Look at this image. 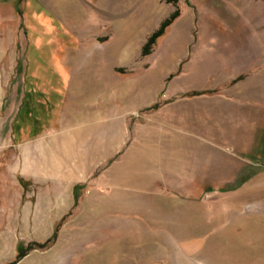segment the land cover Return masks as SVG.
Here are the masks:
<instances>
[{
	"label": "rangeland",
	"instance_id": "1",
	"mask_svg": "<svg viewBox=\"0 0 264 264\" xmlns=\"http://www.w3.org/2000/svg\"><path fill=\"white\" fill-rule=\"evenodd\" d=\"M107 1L0 0V264H264V0H117L113 19ZM29 74L55 87L102 80L110 98L87 102L93 125L70 124L66 103L63 125L29 142L14 132ZM46 112L36 106L32 137ZM108 120L112 173L97 166ZM65 137L78 145L70 170L84 152L95 171L45 227L33 219L44 214L24 212L40 190L23 179L27 154L49 157L45 146ZM104 174L116 188L96 184Z\"/></svg>",
	"mask_w": 264,
	"mask_h": 264
},
{
	"label": "crops",
	"instance_id": "2",
	"mask_svg": "<svg viewBox=\"0 0 264 264\" xmlns=\"http://www.w3.org/2000/svg\"><path fill=\"white\" fill-rule=\"evenodd\" d=\"M47 5H50L46 2ZM127 5V3H125ZM70 8L72 3L67 4ZM51 6V5H50ZM52 9V8H51ZM69 10V9H68ZM73 10L74 9H70ZM101 11L103 14L108 15L109 19L116 18L117 15V0H108L105 2L103 6H101ZM68 13V12H67ZM69 14V13H68ZM73 13H71L72 15ZM70 15V16H71ZM122 15H124V19H127V8L122 10ZM62 19H64V14L60 15ZM69 16V15H68ZM68 18V17H67ZM61 47L56 50L57 52H61ZM63 48V47H62ZM36 74L35 76H37ZM33 77L29 74L24 83V98L23 103L18 109V114L14 122V126L16 127L14 132H18L25 136L26 141H33L34 139L44 136L50 132L57 130L58 127L63 125L64 115L63 110L66 106L71 109V117L69 123L72 125H80L88 123V125H93L95 119L92 116L86 117L82 111H86L87 102L90 103L91 99H94V95L99 92L100 94H104V98H110V87L105 85V82L102 80H93V83H89V79L78 78L74 82L70 83L67 80L61 79L60 87H55L50 83V80H40L33 81L36 77ZM42 78H45L44 75H41ZM41 78V79H42ZM54 91L60 94V97L53 100L51 97V92ZM71 103L69 104L68 102ZM69 104V105H68ZM36 106L41 108L43 112H46L47 118L49 119L46 122L47 125H44L43 131L35 135L31 136V132L33 130V125L31 124V119L33 117H37ZM35 111H32L33 109ZM58 112V113H57ZM36 115V116H35ZM106 116V114L104 115ZM108 118V116H106ZM41 118V117H40ZM46 126V127H45ZM105 132L107 134L106 142L98 148L102 149L99 152V156L102 157V160H99L97 166L108 165V170L112 173L116 162V122H112L108 120V123L104 125ZM29 134L30 137H26ZM84 147V145H82ZM82 147V148H83ZM51 148V149H49ZM78 145L77 142L71 140L68 137L61 138L58 140H53L50 145L45 146V150L50 153L49 157H43L39 150L38 152L33 148H30L28 152V178H23L25 181H28L30 185H33L40 190H37L32 193L34 198V203L31 202L33 207L29 210H24V212H33L35 214H44L43 217L34 216V221L45 222V227H54V223L59 221L65 213H68L75 205H76V193L79 195L84 191V185L91 179V175L93 176V172L95 169L91 168V162H86L84 157V152L81 157L74 166L70 170V159L77 157ZM60 155V156H59ZM88 154V159H89ZM72 156V157H71ZM79 156V154H78ZM88 166V168H87ZM63 170H67L66 173H63ZM91 170L89 176H85V172ZM83 172L82 175L76 176L77 172ZM106 174L96 179V184L98 186L101 185L102 181L106 180ZM22 177V175H21ZM106 183L108 187L116 188V178L107 177ZM104 186V185H103ZM82 187V188H79ZM77 188V189H76ZM77 190V191H76ZM10 215H6L3 222L6 220L8 222H13L15 220L14 211H8ZM43 218V220H42ZM19 220V219H18ZM37 226V225H36ZM39 226V225H38Z\"/></svg>",
	"mask_w": 264,
	"mask_h": 264
},
{
	"label": "trees",
	"instance_id": "3",
	"mask_svg": "<svg viewBox=\"0 0 264 264\" xmlns=\"http://www.w3.org/2000/svg\"><path fill=\"white\" fill-rule=\"evenodd\" d=\"M179 15H180L179 12H175L174 14H172L167 20H165L162 23V25L159 28V30L157 32H155L149 38V40L147 41L146 45L142 49V55L144 57L147 56V55H149L151 53V49L155 45V43L157 42V40L159 38H161L165 34L166 29L172 25V23L179 17ZM201 94H204V93H194V94H191V95H188V96H197V95H201ZM159 107L160 106L158 104H156V105H154L151 108L146 109V110L155 111V110L159 109ZM79 188H82V187H79ZM75 198H76V201L79 199V195L77 193L75 195ZM56 238H57V231L54 232L52 238L48 241V243L54 242L56 240ZM40 247L44 248L45 246L44 245H41ZM31 249H33V247H31L29 250H31ZM23 253L24 252H21L22 256L24 255Z\"/></svg>",
	"mask_w": 264,
	"mask_h": 264
},
{
	"label": "bare ground",
	"instance_id": "4",
	"mask_svg": "<svg viewBox=\"0 0 264 264\" xmlns=\"http://www.w3.org/2000/svg\"><path fill=\"white\" fill-rule=\"evenodd\" d=\"M124 56V55H123Z\"/></svg>",
	"mask_w": 264,
	"mask_h": 264
}]
</instances>
